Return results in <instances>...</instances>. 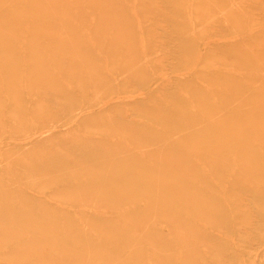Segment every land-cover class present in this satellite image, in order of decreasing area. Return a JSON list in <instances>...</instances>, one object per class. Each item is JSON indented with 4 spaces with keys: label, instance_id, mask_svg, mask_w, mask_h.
<instances>
[{
    "label": "rangeland",
    "instance_id": "rangeland-1",
    "mask_svg": "<svg viewBox=\"0 0 264 264\" xmlns=\"http://www.w3.org/2000/svg\"><path fill=\"white\" fill-rule=\"evenodd\" d=\"M0 264H264V0H0Z\"/></svg>",
    "mask_w": 264,
    "mask_h": 264
}]
</instances>
